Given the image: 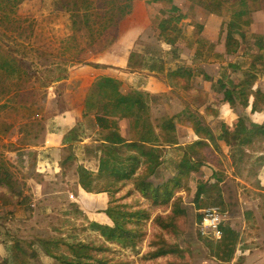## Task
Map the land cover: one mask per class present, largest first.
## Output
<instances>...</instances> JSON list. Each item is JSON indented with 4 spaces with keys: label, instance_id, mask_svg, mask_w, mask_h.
Returning a JSON list of instances; mask_svg holds the SVG:
<instances>
[{
    "label": "trees",
    "instance_id": "16d2710c",
    "mask_svg": "<svg viewBox=\"0 0 264 264\" xmlns=\"http://www.w3.org/2000/svg\"><path fill=\"white\" fill-rule=\"evenodd\" d=\"M15 1L17 0H0V29H4L3 33L7 39L10 37L8 32L13 30L14 42L22 46L19 50L8 44L4 47L0 43V108L4 109L16 105L23 108L27 104L31 107L35 105V101L30 100L32 96L30 90L26 88L27 78L22 79L23 74H28L27 65L16 57L18 54H21V57H25L28 53L39 57H42L43 53L48 57L58 56L60 62L56 64V68H62L66 63L72 65L79 62L80 52L83 51L81 49L74 54L71 50L70 38L83 29V19L79 13L71 12L70 1L64 0L62 5L61 0H41L43 8L48 13V29L52 41L38 46L22 42L25 34L28 37L31 28L27 33L25 26L28 20L24 18L20 21L14 17ZM188 1L209 14L218 17L224 13L228 15L223 52L218 54L220 58L237 55L244 34L250 30L252 14L264 9L263 0ZM167 11V16L163 17L156 29L147 36L148 38L154 36L157 41L165 45L162 55H141L130 51L128 57L133 60V64L127 67L136 66L149 73L165 74L168 65L174 64L175 77L172 91L189 103L169 116L152 121L148 117L151 95L143 91H133L124 97L120 96L118 83L108 75L93 78L82 102V116L91 117L93 125L101 131H108L109 136H112L110 143L95 144L92 153L97 155L99 175H105L111 180L107 203L116 202L124 212H119L121 214L119 218L108 216L110 224L98 221L89 224L90 230L101 239L98 243L68 241L64 236L55 235H51L46 240L31 235H22L14 239V235H7L9 229L4 227V231L0 229L1 244L8 242L13 244L16 257H0V264H31L33 259L38 258V253L42 255V261L45 262L43 264H50L48 261L52 264L53 261L57 262L56 264H183L190 250L188 246H180L178 237L187 231V214L182 203L187 200L185 198H188L190 190L183 186L182 182L190 180L195 182L191 203L196 210V239L206 249L207 256L220 264H229L233 259L239 236L238 226L221 219L216 226L218 237L212 232L203 234L199 227L205 209L217 207L222 215L227 206L223 198L224 179L220 171L224 170V157L220 152L216 136L212 134L206 122L209 117L216 116L217 110L206 101L208 93L203 88L186 80L189 76L207 80L208 74L200 61L208 59V49L211 51L214 45L199 36L198 32L202 30V24L195 25L197 30L180 24L186 16L176 4L169 3ZM117 23L118 20L111 22L101 38H106V32ZM255 41L258 46L262 44L261 37ZM51 43H58L56 53L51 49ZM183 45L193 49L192 64H186L182 58L180 49ZM246 55V59H236L234 62H228L226 66H221L219 77L213 86L217 92L222 93L220 99L222 103L238 106L241 110L231 122L222 121L223 130L220 129L221 135L225 132L229 134V153L235 177L239 175L244 158L249 160L246 151L256 149L257 139L260 142L264 141V122L257 123L251 117L259 109L258 102L251 100V91L257 79V71L260 70L254 60H263L260 56L253 58L250 52ZM196 62L199 64L194 65ZM85 65L100 70L110 67L89 62ZM228 71L234 74L241 73L240 79L236 81L232 80V76L228 78ZM76 80V77L71 78L66 82L65 88L74 86ZM82 80V78L78 79V82ZM47 91L43 89V93ZM57 106L59 102L55 101L50 109L51 112L49 111L48 116H45L48 119L47 132L56 130L53 114L57 112ZM199 106L203 108L202 113L198 112ZM27 109L33 111V108ZM119 118H126L132 125L140 122L139 135L132 140L125 139L115 125L116 119ZM28 126L30 124H25L24 127ZM178 126L186 129L194 127L197 130L186 144H181L175 159L162 160L163 148L179 145ZM16 130L20 135L24 132L21 126H17ZM84 132L82 122L73 123L65 128L60 143L72 148L87 149V144H80ZM34 133L37 139L39 134L37 131ZM26 146L29 145L25 139H21V136L9 144L10 150L17 149L18 152ZM117 148L123 149L118 151ZM130 150L136 152L137 156L125 155ZM261 157H257L256 160ZM202 165L212 171L204 182L194 178ZM161 166L167 174L165 178L155 181L154 177ZM22 170L26 172L23 167L19 168L14 163L7 167L0 164V198L3 194L11 193L14 205H19L21 201L19 197L21 192L17 194L16 188L23 187L29 178ZM15 172L19 174V178L12 177V173ZM33 176L38 177L39 174L33 173ZM127 182L132 184V190L138 197L134 196V192L130 189L125 193L121 192ZM140 198L148 200L152 207L143 204ZM28 200L27 196L26 203ZM3 207L0 205V208ZM31 208L29 204L26 206L27 213L32 210ZM4 210V213L0 214V227H3L4 222L11 220L14 213ZM126 251L135 252L136 260H131Z\"/></svg>",
    "mask_w": 264,
    "mask_h": 264
},
{
    "label": "rangeland",
    "instance_id": "374dc122",
    "mask_svg": "<svg viewBox=\"0 0 264 264\" xmlns=\"http://www.w3.org/2000/svg\"><path fill=\"white\" fill-rule=\"evenodd\" d=\"M68 1L71 2V7H69L71 9V12L79 13L82 16L84 26L81 32L83 33L89 31V25L93 24V22L96 20L98 16L104 15L107 12L106 9L108 7L113 6V4L110 5L108 4V0H68ZM109 1H114V0H109ZM164 1L165 0H159L158 2H156L155 0H130L128 2L121 3L118 0H116L115 2L117 4H127V6H130L129 7L130 15L132 18L127 16V11H126L125 22L123 24L117 23L115 27L113 28L111 27L106 32V38L104 39L101 38V35L102 32H104L109 26V24H107L109 21L106 22L95 33L94 37L93 36L88 37V39H84L83 37L79 39L81 36H83V33L78 32L76 34H73L70 38L71 46H76L80 48L83 47V51L80 52V61L75 62V64H72L73 66H75L74 70L76 71L82 70L83 74L86 75V78L89 77L91 78L90 80L91 83L93 78L96 76V73L95 72L92 73V71H90L91 69H93L92 66L85 65V63L87 62L100 63L106 66H110L111 68L127 67L133 64V60L130 59L128 55L130 51L133 52L132 47L133 49L138 50L137 43L141 45L139 47L140 49L141 48L155 49L156 47L155 50H160L161 42L157 41V39L154 36L150 39L147 36L148 34L152 33L153 29H156L157 24L161 20V19L159 20L158 18L159 21L157 20L156 22H151V18L157 19L156 17H154L153 14L159 10V6H161L160 4L165 3ZM170 1L181 6L182 9H185L184 8L185 6H183L181 0H170ZM61 2L63 5L64 0H61ZM190 6L192 5L190 4ZM13 8H14V17H17V19H19L20 21L24 18L28 20V22L26 23L27 32L28 29L32 28V26L27 27L28 24L31 23L32 25L33 22L31 19H34L36 20V23L34 24L36 34H42L43 31L50 33L48 32L49 29L47 24L48 13L43 8L41 0H17L15 1V6ZM126 8H118L117 10H121V11L117 12V16H121L125 14V10H127ZM186 11L190 12V15L189 17L187 15V17H185L186 19L183 18L180 24L186 25L187 28L190 27L192 30H197V28H195L196 24H202L203 28L201 31L198 32L199 36L208 40L210 43L214 45V48H212L211 51H209L208 49L209 52L208 59L205 61H200L201 62L200 64H202L205 67L203 68L206 71V74H208V78H206L207 80H203L202 78L194 79L190 76L186 78V80L187 82L193 85L203 88L208 93V98L206 99V101L210 102L213 108L217 110L216 116L214 118L209 117L206 120V122L212 133L215 134L214 136H216V140L220 146V152L224 157V170H220L222 172V176L224 179L223 183H225V181L227 180L230 184L227 187L232 189V185H235V183L231 181V176L234 177V174H233V167H231V159L229 153V149H230L229 134L228 132H225L221 135L220 129L223 130V127L221 128L222 121L231 122V120L234 118L233 116L235 114H240L241 110L238 106H229L225 103H222L220 101L222 97V93L217 92L213 86L215 85V82L219 77L221 66L222 67L226 66L228 62H234L236 59H246L247 52H250L253 58L255 59L260 56L263 61H260L261 59L254 60L256 66L260 70L257 71V79L251 91V100L258 102L259 109H257V111H255L251 115V117L257 123H260L262 121L264 122V65H263L264 10L260 9L253 13V24L251 25L250 30L244 34L237 55L235 57L223 56L221 58L218 57V54H222L223 52L225 24L227 22L225 18L226 14L219 17L218 16L213 17L204 11H202L201 13V11L198 8L196 12L191 10L190 8H188ZM0 30H1L0 43L4 47H6V45L8 44V46L10 47L18 48L19 50L22 49L21 45H17V43L14 42L13 38L15 36L13 30L8 32V36H10L9 39L5 38V33H3L5 32L4 29L1 28ZM25 36L23 37V41L21 39V41L24 42L25 44L28 43L34 45L40 43L43 40V39L38 40L34 38L32 34H30L28 37ZM260 37L262 38V44L258 46L255 40H258ZM110 40H112L111 43H109ZM50 47L56 53L58 49V43H51ZM180 51L182 52V58L185 61V63L192 64L194 61L193 49H188L186 45H183ZM73 53L76 54L78 52H73ZM44 54L45 53H43L42 57H39L37 55L33 56L30 53H28L25 57H21L20 56L21 54H18L16 56L19 59H21L23 62H25L27 65L28 74H23L22 79L27 78L26 88L30 90L32 94L30 100L35 101V105L31 107L27 104L25 105L26 106L25 108L19 107V105L8 107L5 109L0 108V164L7 167V165L14 163L19 168L23 167L26 172H24L23 170L22 171L29 176L26 184L23 187L16 188L17 194H19V191L21 192V195H19L21 199L20 204L14 205L13 196L11 193H9V195L7 194L2 195V198H0V205H3L4 206L3 208L7 210H13L14 209L13 206H18L17 208L21 209L18 212V214L21 212V216H22L23 215L22 211H24L25 213L28 212V210L25 209L26 206L28 204L29 205L33 204L32 206L34 208L33 211L39 212L40 214L39 218L41 221H43V219L44 221H46V222L43 221L44 223H42L39 226L49 229L50 230L49 234L51 233V235H55L56 237L64 236L68 241H83V242L91 241L93 243H98L101 241V239L96 235L94 231L90 230L89 224L94 221L110 224V221L104 218L102 219L99 218L97 220L95 215L96 213L98 214V216L103 215L102 211L100 212L98 210H104L106 208V201L104 199L105 195L104 194L103 196L99 195L100 192L98 191L104 190L105 192L108 193V191L111 188V180L105 175L102 174L99 175L96 166L94 168L95 170L92 169V177L88 180L87 186L89 190H85L84 193H81V195L76 196L70 190H66V188L63 187L62 184L63 182L61 178L64 179V174H61L62 167L58 166V160L61 159V154L64 151L65 146L62 145L59 147L58 149L60 152L59 154L56 151V149L53 148V145L55 144L57 145L58 142L57 141L55 143L51 142L52 145H50V142L48 141L43 142L44 138H40V135L42 137V135L44 134L47 128L48 119L45 118V116L47 117L49 111L51 112L50 110L51 107L54 105L57 97L63 91L66 84V82L64 83V80L70 77L69 73L67 71H64L63 69H67L69 67L72 68V65L66 63L64 67L56 68L57 67L56 64L60 62L58 56L48 57V55L44 56ZM198 64L199 63L196 62L194 65H198ZM174 71H175V65H174ZM76 74L79 76H83L80 72ZM227 74H228V78L232 76L233 78L232 80H236V81H238L241 77V73L234 74L231 71H228ZM159 75H164V74H159ZM81 78L84 79V77ZM160 79L163 82L165 88L163 92H167V93H164L159 97H152L153 100L150 103L149 113H148V117L152 121H154L156 118L169 116L174 112L182 109L189 103V101L184 100L180 96H177L172 91L173 80L169 78L167 79L165 75ZM41 81L42 83H40ZM44 83H49V86H43ZM43 89H46L48 91L46 93H43ZM163 92H160L159 94ZM159 94H157L156 96H158ZM27 108H33V111ZM197 109L198 112L202 113L203 108L201 106H199ZM53 115H55V117L60 116L59 113ZM87 118L90 120V123H93L91 117H82V111L81 114L79 112V114L77 115V119H82L83 121L82 124L84 126V130L86 134L84 135L85 139L87 141L92 133L94 136H92L90 139H97L99 133L94 134L95 132L89 129V123H87ZM25 124H30V126L24 127ZM222 124L224 125V123ZM17 126H21L24 128V132L21 133V135L16 130ZM177 128L179 131L178 132L179 145L174 147H169L167 149L163 148L162 160L175 159L178 150L181 147V144L182 145L186 144V142H188L189 139L194 135L191 130L188 131V129L183 127L181 128L180 126H178ZM192 129L193 130L195 129V131L197 130L194 127H192ZM34 131H37V133L39 134L37 139H35L36 135ZM187 131L189 133H187ZM122 133L124 134V138L127 140H132L133 138H135V134L133 135L131 131L127 133L125 132V130H122ZM20 136L22 140L23 139L26 140L29 146H26L24 149H22L19 152L17 151V149L10 150L9 148L10 142H15L16 138ZM111 141H112V136L110 140L107 141V143H110ZM255 148L256 149L254 150L246 151V154L249 155V160L244 158L241 168L243 165H245L246 168H248L250 165L252 166L253 161L255 162V164H259L264 161V141L260 142V140L257 139ZM122 149L123 148H117L118 151H122ZM40 150L43 152L48 151L49 155H47L46 158H52L53 156H55L53 157L54 160L52 162L49 161L46 162L44 159H42ZM125 155L137 156V153L130 150ZM259 156H262L263 158L261 157V159L256 160V158ZM44 162L46 163L43 164ZM38 164H40V166H38ZM260 166L261 165H257L254 168L250 169L249 171L243 173L244 176L248 178V182L251 185H253L255 182L256 170L257 167ZM38 168H40L41 171H39ZM51 170H55L58 179L55 177V175H53L54 177H52V175L49 173ZM12 171L13 169H11V172ZM96 172L97 175L94 176ZM166 172L167 171H165L164 167L161 166L154 177L155 181L165 178L167 174ZM33 173H38L39 176L35 177L33 176ZM12 177L19 178V174L17 172L12 173ZM201 177L202 174L200 173L199 170V172L194 175V178L201 179ZM45 181H50V182L56 181L55 186L58 189H61V191H63V195L61 196L57 195V198L62 199V197H64L65 201L60 199H54L51 196H48L49 199H47L46 202H42L43 210H41L40 201L37 200H39L40 193L42 190L40 188V185H43ZM186 186L190 190V194L188 198L191 199L193 197L195 190V182L191 180L187 181ZM236 186L239 187V182H237ZM128 189L132 190V184L130 182H127L124 185L123 190L121 192L125 193ZM239 191L242 193L241 190ZM68 194L69 195L72 194L73 197L71 198ZM133 194L134 196L138 197V195L135 192ZM27 196L29 197L28 203H26ZM90 196H94L91 202L89 200ZM223 196H224V192H223ZM86 201H88V203H86ZM140 201L146 206L152 207L148 200L140 198ZM3 208H0V214L4 213L5 211ZM93 208L96 209L93 210ZM106 211L107 213L105 212V214L107 216L119 218L121 216L119 212H124V209L118 206L116 202H112V203H107ZM237 216L238 214L235 215L234 217ZM45 217H48L47 220H45ZM16 219L10 220L8 222L13 223V224L10 223V227L13 228L15 232H17L18 230V232H20V235L33 236L34 228L39 227L33 225L34 223L33 217L26 221L24 220L17 221ZM47 223L49 224L48 226ZM189 230H191L190 226H189ZM181 236L182 235L178 237L179 244H180ZM185 246L189 247L190 253L188 258H186L183 261V264H191V260H192L191 249L189 245H183L181 247H185ZM126 254L131 260H136L137 255H135V252L126 251ZM38 255H39L38 258L33 259L31 264L40 261L42 255L40 253H38ZM206 257L210 258L207 256V251H206ZM53 262H54L53 264L57 263L55 261Z\"/></svg>",
    "mask_w": 264,
    "mask_h": 264
},
{
    "label": "crops",
    "instance_id": "0c3cea01",
    "mask_svg": "<svg viewBox=\"0 0 264 264\" xmlns=\"http://www.w3.org/2000/svg\"><path fill=\"white\" fill-rule=\"evenodd\" d=\"M115 1L116 0L114 1L108 0V4L109 5L113 4V6L108 7L106 9L107 12L104 15L99 16L101 17L103 21H105V23L109 21L107 24H110L112 21H117V20H118V23H121V24L125 22L126 12L125 14L121 16H117L118 8L127 7L126 8L127 16L131 17L130 8H129L130 6H127V4H117ZM118 1L121 3H124L130 0L128 1L118 0ZM181 1H182L183 6H185L184 7L185 9H182L181 6L177 5L176 3L174 4H176L182 10L183 14L186 17L187 15L188 17L190 15V12L186 11L188 8H190L191 10L195 12L197 8L201 11V13L202 11H204L203 9H201L200 7H198L197 5L193 4L192 2L188 0L186 1L181 0ZM164 2L165 3L160 4L161 6H159V10L153 14L154 17H156L157 19L151 18V22H156L158 18L160 20L163 17L167 16V13H168L167 9L169 7V3H173V2H171L170 0H165ZM190 4L192 6H190ZM209 15L213 17H217L212 14H209ZM225 18L227 21L228 15H226ZM31 20L33 22L32 25L31 23H29L27 26V27L32 26L29 35L32 34V36H34V38L38 40L43 39L40 43L34 44V46L47 44L51 42L52 37L50 33L43 31L42 34H36L35 26H34V24L36 23V20L34 19H31ZM47 24H48V18H47ZM252 24H253V14H252ZM83 26H84V22H83ZM25 29H26V26H25ZM92 36L93 35H91L89 31H87V32H84L83 36H81L79 39L83 37L84 39H88V37H92ZM137 46H138L137 48L138 50L133 49L132 47V51L134 53L141 54V55L161 56L163 51L165 50V46L162 43H161L160 50H155L156 47L155 49L153 48H141L140 49L139 47L141 45L138 43H137ZM71 47H72L71 48L72 52H77L83 49V47L82 48L76 47V46H71ZM63 70L67 71L70 76L66 80H64V83L68 82L73 77L74 78L76 77L77 80L74 83V86H71L70 88L64 87L63 91L60 93V95L56 99V101L59 102V106H57L58 110L56 108L57 112L54 114L59 113L60 115V116L55 117L56 125L54 128L56 130L52 132H47L48 129L46 128V131L44 132L42 137L40 135V138H44L43 142L48 141L50 142V145H52L51 142L55 143L57 141L58 144L53 145V148L56 149V151L59 154L60 152L58 149L60 146H62V144L60 143L61 135L65 131V128L70 127L73 123L83 122L82 119H77V115L79 114V112L81 114V111H83L82 102L91 84L90 83L91 78L90 77L86 78V75L83 74L82 70L76 71L74 70V67L72 68L69 67ZM90 71H92V73L95 72L96 76L108 75L110 77H113L118 83V86H119L118 92L120 96L124 97L133 91H143V92L149 93L151 95L150 103L153 100L152 97H159L160 95L167 93V92H163L165 88L160 78H162L165 75L167 79L169 78L173 80L175 77L174 64L168 65V70L166 71L164 75L149 73L147 71L140 70L136 66L117 67V68L109 67L103 70L93 68ZM79 72L83 76H79L76 74ZM81 77H84V79L82 78L83 80L78 82V79H81ZM40 83H42V81ZM43 86H49V83H44ZM160 92H163V93L159 94ZM157 94L159 95L156 96ZM236 115L238 114H235L233 117H235ZM87 123H89V129L95 132L94 134L99 133L98 138L90 139L92 136H94L92 133L89 139L86 141L85 136H83L82 140L80 141V144L81 145L87 144L88 145L87 149H83L81 147L72 148V147L63 145L65 146V148L61 154V159L58 160V166L62 167L61 174H64V179L61 178L63 182L62 183L63 187L66 188V190H70L76 196L81 195V193H84L85 190H89L87 186L88 180L92 177V169L95 170L94 168L97 166V160H96L97 155H94L92 153V150L94 149L93 146L98 143L107 142L111 138L108 134V131L99 130L95 125L90 123V120L88 118H87ZM115 125L116 127L119 128V132L121 133L122 136H124V134L122 133V130H125V132L127 133L129 131L131 132L133 131L132 133H134L135 136H138L141 130L140 122H136L132 125L130 121L127 120L126 118L116 119ZM190 130L192 131L193 134L195 133L194 132L195 129L194 130L188 129V131ZM188 131L187 133H189ZM84 135H86L85 132H84ZM47 155H49L48 151H44V152L41 151L42 159H44L46 162L47 161L52 162L54 160L53 157L55 156L52 157L51 155L52 158H46ZM46 162H44L43 164H45ZM257 165H261V166L257 167L256 174H255V182L253 185H251L248 182V178L245 177L243 173L249 171L250 169L254 168ZM38 166H40V164H38ZM38 170L41 171L40 168H38ZM49 173L52 175V177H54L53 175H55V177L58 179V176L55 170H51ZM200 173L202 174V177L201 179H197V180L204 182L211 175L212 171L207 166H202L200 168ZM96 175H97V172L94 176ZM231 181L235 183V185H232V189L227 187L228 185H230L227 180L223 184V192L225 196V198L224 196L223 198L225 199L227 206H226V211L221 215V219L229 221L232 225L238 226L239 236H238V241H237V245L235 248L234 257L229 264H264V161L259 164H255V162H253L252 166L250 165L248 168H246L245 165H243L242 168H240L238 177L231 176ZM55 182L56 181H51V182L45 181L43 185H40V188L42 190L40 193V198L37 201H40L41 210H43L42 202H46V200L49 199L48 196H51L54 199H60V198H57V195H60V196L63 195V191H61V189H58L55 186ZM237 182H239V187L236 186ZM186 184H187V181H184L183 186L187 187ZM239 190H241L242 193ZM98 192H100L99 195H102V196L103 194L105 195L104 199L106 201V208H107V199H106L107 192H105L104 190H101ZM93 197L94 196H90V199H89L90 202L92 201ZM60 200H64V197H62V199ZM86 203H88V201H86ZM30 206L32 207L33 204H30ZM182 206L186 210V214H187V232H185V234L180 237V244L181 246L183 245L190 246L191 254H192L191 264H220L217 261H214L206 257V250L202 247L201 243L195 237L196 210L194 208V205L191 203V199L189 198L185 200ZM13 207L14 209L15 208L16 209L8 210V211L14 212L11 220L17 218L16 219L17 221H23V220L26 221L33 217L34 218L33 225L35 226H39L42 223L46 222L44 221V219H43L44 222L40 220L39 212L33 211L34 209L33 207L29 213H25L24 211H22L23 213L22 216H21V212L18 214V212L21 209L17 208L18 206H13ZM106 208L104 210H98L100 212L102 211L103 215L98 216V214L96 213L95 217L97 218V220L99 218L100 219L104 218L109 221V217L105 214V212L107 213ZM211 208H214V207H211ZM95 209L96 208H93V210ZM237 214L238 216L234 217ZM47 218L48 217H45V220H47ZM8 221L6 223L4 222L3 227H0V229L4 231L5 229L4 227L8 228L9 231L7 235H14V239L16 237L19 238V236H22L20 235V232H18V230L17 232H15V230L10 227V223L11 224L13 223L8 222ZM49 224L47 223V226ZM189 226L191 227V230H193L192 238H188L185 236L186 233L189 232ZM49 231L50 230L45 227H40V226L35 227L33 231L34 232L33 237L46 240L51 235V233L49 234ZM0 257L1 258L16 257L14 253L13 244H11L10 242H8L7 244H1V239H0ZM43 263L45 262L42 261V258L40 259L39 262H34V264H43ZM48 263L52 264L50 261H48Z\"/></svg>",
    "mask_w": 264,
    "mask_h": 264
},
{
    "label": "built area",
    "instance_id": "2783aa9c",
    "mask_svg": "<svg viewBox=\"0 0 264 264\" xmlns=\"http://www.w3.org/2000/svg\"><path fill=\"white\" fill-rule=\"evenodd\" d=\"M69 195V194H68ZM71 198L72 194L69 195ZM221 221V216L218 208H208L203 211V219L200 223V230L203 234H209L212 232L215 237L219 236V232L216 229V226Z\"/></svg>",
    "mask_w": 264,
    "mask_h": 264
},
{
    "label": "bare ground",
    "instance_id": "6f19581e",
    "mask_svg": "<svg viewBox=\"0 0 264 264\" xmlns=\"http://www.w3.org/2000/svg\"><path fill=\"white\" fill-rule=\"evenodd\" d=\"M105 24V21H103L101 19V17H97L96 20L93 22V24L89 25V33L91 35H95V33ZM188 238H192L193 237V230H189L188 233H186L185 235Z\"/></svg>",
    "mask_w": 264,
    "mask_h": 264
}]
</instances>
